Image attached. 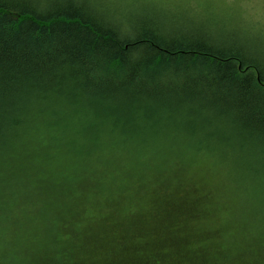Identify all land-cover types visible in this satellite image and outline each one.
Masks as SVG:
<instances>
[{"label": "trees", "instance_id": "trees-1", "mask_svg": "<svg viewBox=\"0 0 264 264\" xmlns=\"http://www.w3.org/2000/svg\"><path fill=\"white\" fill-rule=\"evenodd\" d=\"M123 4L0 0V264H264V35ZM188 154L244 244L207 194L136 196Z\"/></svg>", "mask_w": 264, "mask_h": 264}, {"label": "rangeland", "instance_id": "rangeland-1", "mask_svg": "<svg viewBox=\"0 0 264 264\" xmlns=\"http://www.w3.org/2000/svg\"><path fill=\"white\" fill-rule=\"evenodd\" d=\"M95 0H88V2ZM102 3H114L117 5H125L132 3V0H100ZM147 2L149 5L162 6L163 10L176 14L182 19H209L210 21L221 23L225 27L239 26L250 31L251 35H264V0H139ZM189 155V154H188ZM184 161L174 160L169 163L168 169H172L175 173H168L164 181L150 182L146 187L136 194V196H150L153 193L161 192L165 187L189 188L191 192L195 191L200 195L207 194L208 200L205 203V212L202 215V222L209 227L219 228L222 223L225 225L222 236H217L214 243H218L220 238H224L226 242L232 238L234 243L244 244L248 237L241 231L234 232L232 225L230 226V215L235 211L233 209L235 201L234 190L225 174L215 164H212L208 158L200 155L190 154ZM151 186V187H149ZM132 199V198H128ZM100 206L91 204L89 209L86 208L87 216L94 211H99ZM235 212L233 213V215ZM232 215V216H233ZM231 216V219L234 218ZM81 224L88 223L91 217L82 215ZM84 220V221H83ZM233 221H237L234 218ZM85 223V224H86ZM237 227L240 225L237 224ZM230 229V230H229ZM230 231V232H229ZM234 232L231 237L230 233ZM264 234L249 238L250 241H260Z\"/></svg>", "mask_w": 264, "mask_h": 264}]
</instances>
